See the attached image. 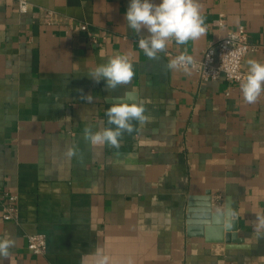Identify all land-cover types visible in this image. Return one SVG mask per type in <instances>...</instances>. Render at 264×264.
<instances>
[{"label":"crops","instance_id":"1","mask_svg":"<svg viewBox=\"0 0 264 264\" xmlns=\"http://www.w3.org/2000/svg\"><path fill=\"white\" fill-rule=\"evenodd\" d=\"M19 1L0 4V190L19 211L5 221L0 206V238L15 239L4 264H95L98 249L110 264H264V93L248 104L239 83L166 68L240 25L244 69L264 63V0H198L205 35L157 59L127 27L129 0H25L24 14ZM116 54L135 76L108 92L87 75ZM123 102L147 121L119 149L92 147L83 130L110 127L106 110ZM209 203L222 224L203 219ZM39 233L45 255L27 247Z\"/></svg>","mask_w":264,"mask_h":264},{"label":"clouds","instance_id":"2","mask_svg":"<svg viewBox=\"0 0 264 264\" xmlns=\"http://www.w3.org/2000/svg\"><path fill=\"white\" fill-rule=\"evenodd\" d=\"M127 27L140 38L138 46L149 59H157L158 54L165 52L170 40L178 45L187 44L190 40H197L206 33L204 18L198 0H129L125 13ZM145 30L147 35L142 33ZM248 70L243 76L237 75L243 100L254 104L264 93V63L249 59ZM195 66L193 57L180 54L166 64L167 69L182 71L191 76ZM95 83L105 82V89L114 91L127 86L134 79L133 64L125 54H116L108 58L107 62L91 69L87 75ZM91 102L92 97H85ZM145 107L138 103H117L105 112L110 127H103L93 131L86 127L84 138L92 147L108 145L119 149L120 140L125 133L137 131L136 125L147 121ZM75 154L70 147L66 153L69 157ZM258 227L264 228V216L258 218ZM15 247L14 238H0V264L9 259ZM95 264H110V257L97 250Z\"/></svg>","mask_w":264,"mask_h":264},{"label":"built area","instance_id":"3","mask_svg":"<svg viewBox=\"0 0 264 264\" xmlns=\"http://www.w3.org/2000/svg\"><path fill=\"white\" fill-rule=\"evenodd\" d=\"M2 0H0L1 4ZM18 10L21 13L29 11V3L20 0ZM223 25V22H220ZM86 26H82L86 30ZM253 50L246 27L240 25L231 31L225 38L219 40L215 45H210L203 53L200 60H194L195 72L202 81H215L225 79L229 83H239L237 75L243 76L247 73L244 69V61ZM178 56V55H176ZM18 197L0 190V206L2 217L5 221H16L18 218ZM27 247L34 255H45L48 249L47 237L44 234H32L27 237Z\"/></svg>","mask_w":264,"mask_h":264},{"label":"water","instance_id":"4","mask_svg":"<svg viewBox=\"0 0 264 264\" xmlns=\"http://www.w3.org/2000/svg\"><path fill=\"white\" fill-rule=\"evenodd\" d=\"M207 207L205 208V213L203 215V219L209 221V220H212L213 217H214V223H219V224H222V220H220L219 217L217 216H213V206H212V203H209L206 205ZM215 219H216V222H215ZM218 219V220H217ZM218 221V222H217ZM219 230L217 232H219L220 234V240L223 242L226 241V242H229L231 241L232 237H234L233 233L235 231V228L231 229L229 227V225L227 226V228L225 229L226 233L224 234L223 236V230L218 228ZM231 234V235H230Z\"/></svg>","mask_w":264,"mask_h":264}]
</instances>
